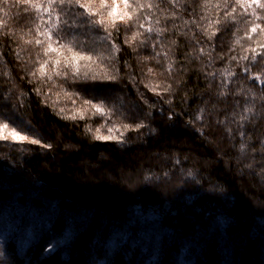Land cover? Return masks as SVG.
Segmentation results:
<instances>
[{"label": "trees", "instance_id": "obj_1", "mask_svg": "<svg viewBox=\"0 0 264 264\" xmlns=\"http://www.w3.org/2000/svg\"><path fill=\"white\" fill-rule=\"evenodd\" d=\"M33 2L0 0L6 264H264V10Z\"/></svg>", "mask_w": 264, "mask_h": 264}, {"label": "snow or ice", "instance_id": "obj_2", "mask_svg": "<svg viewBox=\"0 0 264 264\" xmlns=\"http://www.w3.org/2000/svg\"><path fill=\"white\" fill-rule=\"evenodd\" d=\"M57 2L60 3L61 5L65 4V3L74 4L75 6L83 9L84 10V14L89 16V17H97V16H99L100 19L93 20L92 23L95 24V25H99L100 27H103L106 32L108 31V26H107L106 21L104 19V12L107 11V16L109 18H111V26L115 27L116 14H117V11H118L117 0H111V4H109V0H98V3H99V8L98 9H94V7H93L97 3V0H48V7L45 8L44 11H48V9L52 8V6L55 3H57ZM24 3L30 4L31 7L35 8L37 11H39L40 8H41V4L34 3L33 0H24ZM120 3H122L124 5L125 9L131 8L132 12L130 13L128 11H125L122 15H120L118 17V19L121 22H126V18H127V20H132L133 14L137 10V8H134L133 5L130 4L129 0H120ZM236 3L241 8L245 9L244 14H247V10L249 8H252L253 5H255L256 8L264 10V2H262V0H236ZM138 7L139 8H143V7H145V5L144 4H139ZM147 7H152V5L148 4ZM235 10L236 9L233 8V12ZM49 15H51V13H49ZM227 15L231 16V13H228ZM252 15L255 16L256 19H264V17L259 16L255 12V10L252 11ZM57 20H59L58 16H57ZM217 23H219V21H217ZM143 26H144L143 24L140 25V27H143ZM37 27H39V26H37ZM257 29H259L261 33H264V28H262L259 24L254 25L252 27L251 31L252 32H256ZM148 30L151 31L152 29L149 28ZM212 34L214 35L215 33H212ZM45 35H47V38L50 41L51 40V35H49L47 33H45ZM109 35H110V33H109ZM138 35H139V33H135L133 35L132 39H135ZM25 42L26 43H30L31 41H25ZM35 43L36 44H42V41L39 40V39H36ZM259 47L264 48V44L259 45ZM60 48L61 49L65 48V45H60ZM49 51H57V49L52 48L51 43H49L48 47L45 49V54L47 55V53ZM68 51H71V49L69 48ZM252 52L255 55H261V53H257L256 52V49H252ZM76 55H79V54H75L73 56V60L75 59ZM243 58L247 59L248 57H243ZM80 59H82V60L83 59H89L90 60L91 57L80 56ZM233 59H235V57H233ZM56 63L58 64L59 61H56ZM149 71H151V69H149ZM259 78H260L259 76L256 77V79H259ZM84 104L85 105H90L92 108L95 109V111L97 113H100L102 115L105 114L103 109L100 106L91 104V101H89V100H85ZM73 118H75V117H73ZM0 127L6 129V128H8V125L4 124V125H2ZM125 127L127 128V126H125ZM96 131H97V133H99V129H97ZM109 131L111 132L112 130L109 129ZM10 135H11L13 140H26V139H28L27 137L21 136L20 133H18L14 129L11 131ZM4 138H6V137H4ZM95 138L96 139H113L114 137H112V136H106L105 137V136H101V135L97 134L95 136ZM31 143L38 144L39 141L38 140H31ZM46 147H50V145H46Z\"/></svg>", "mask_w": 264, "mask_h": 264}, {"label": "rangeland", "instance_id": "obj_3", "mask_svg": "<svg viewBox=\"0 0 264 264\" xmlns=\"http://www.w3.org/2000/svg\"><path fill=\"white\" fill-rule=\"evenodd\" d=\"M117 5H118V11H117V13H123L124 9H123L122 3L117 2ZM9 136L11 137V135H9ZM18 141H21V140H18ZM0 264H6V260L4 259L1 250H0Z\"/></svg>", "mask_w": 264, "mask_h": 264}]
</instances>
